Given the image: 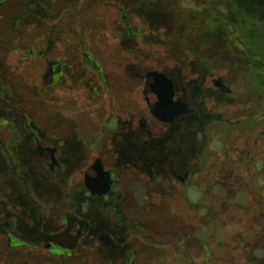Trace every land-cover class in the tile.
Returning a JSON list of instances; mask_svg holds the SVG:
<instances>
[{
	"label": "flooded vegetation",
	"instance_id": "1",
	"mask_svg": "<svg viewBox=\"0 0 264 264\" xmlns=\"http://www.w3.org/2000/svg\"><path fill=\"white\" fill-rule=\"evenodd\" d=\"M255 1L0 0V264L264 261V94L186 62L264 28Z\"/></svg>",
	"mask_w": 264,
	"mask_h": 264
},
{
	"label": "trees",
	"instance_id": "2",
	"mask_svg": "<svg viewBox=\"0 0 264 264\" xmlns=\"http://www.w3.org/2000/svg\"><path fill=\"white\" fill-rule=\"evenodd\" d=\"M255 2L259 7L263 5L264 8V0H256ZM255 24L251 23L250 30L242 25L235 24L234 29L237 30L235 33L238 34L242 46L221 48L223 53L218 55V59L216 56V59L211 56L201 60L186 59L187 66L197 68L199 67L197 62L201 61L202 66L205 67L204 70H213V72L218 73L221 68H225L234 74L235 77H248L250 83L246 84V88L260 89L264 94V28ZM190 50L194 52L195 49L189 48ZM223 54L233 55L234 57L232 59H223L221 58ZM241 88L240 90H243Z\"/></svg>",
	"mask_w": 264,
	"mask_h": 264
},
{
	"label": "rangeland",
	"instance_id": "3",
	"mask_svg": "<svg viewBox=\"0 0 264 264\" xmlns=\"http://www.w3.org/2000/svg\"><path fill=\"white\" fill-rule=\"evenodd\" d=\"M222 53H219V55H221ZM178 60V59H176ZM201 60V59H200ZM147 61H149L147 63V65H159V63H161V59H147ZM188 69V68H187ZM189 70V69H188ZM191 71V70H189ZM218 75L222 76V77H226V76H234V74H232L231 72L227 71L225 68H221L219 71H218ZM236 81H235V90H240L243 89V90H246V84L249 83V79L248 77H236ZM245 86V88H244ZM237 110H238V107L235 106L234 108V114L236 115L237 114ZM237 136L238 138L240 139L239 142H242V141H245V138L241 133H238L235 134V137L237 139ZM242 140V141H241ZM176 212V215H178V210L175 209L174 210ZM250 213L249 215H252L253 213V210L252 209H249ZM139 216H140V221H144V223H146L147 225L149 226H152V227H155L157 230H160L161 232H164L165 231V227L166 226H171L169 230L173 231V226L170 225L169 223H171L174 219L171 215H175V214H172L171 213V209L167 208V207H164V206H156V205H144V206H141L139 208ZM253 228V227H252ZM160 255H157L155 254V262L156 263H159L160 261ZM256 257L258 258H261L263 256H257ZM252 260L254 257H250ZM259 264H264V261H257Z\"/></svg>",
	"mask_w": 264,
	"mask_h": 264
},
{
	"label": "water",
	"instance_id": "4",
	"mask_svg": "<svg viewBox=\"0 0 264 264\" xmlns=\"http://www.w3.org/2000/svg\"><path fill=\"white\" fill-rule=\"evenodd\" d=\"M152 77H155V80H158V85L155 84V91L158 93V98L160 99V102L158 101V103H166V100L165 98H168V97H172L173 96V88H172V82L170 80H168L163 74L161 73H154V76ZM166 86H168L167 88L170 89V93H167L166 92ZM183 107H186L184 104L182 105ZM181 112H188V111H185V108L184 110H181ZM165 114V112H164ZM178 114V112H173L172 116H176ZM162 119H165L164 117Z\"/></svg>",
	"mask_w": 264,
	"mask_h": 264
}]
</instances>
